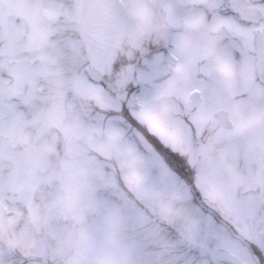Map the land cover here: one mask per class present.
<instances>
[{"label":"rangeland","instance_id":"obj_1","mask_svg":"<svg viewBox=\"0 0 264 264\" xmlns=\"http://www.w3.org/2000/svg\"><path fill=\"white\" fill-rule=\"evenodd\" d=\"M75 1H0V205H9L4 218L0 208V239L9 243L7 262L158 264L189 249L224 264H259L251 245L264 250V96L249 110L230 109V128L211 120L215 132L201 139L214 114L180 105L194 87L205 88L209 69L181 56L174 66L164 62L165 79L162 72L154 85L136 81L145 89L137 109L130 121L116 117L111 112L128 95L118 93L124 84L95 86L84 67L99 62L113 78L124 49L89 56ZM73 80L82 92H72ZM144 126L164 147L149 141ZM204 208L221 220L207 239L201 221H215Z\"/></svg>","mask_w":264,"mask_h":264},{"label":"flooded vegetation","instance_id":"obj_2","mask_svg":"<svg viewBox=\"0 0 264 264\" xmlns=\"http://www.w3.org/2000/svg\"><path fill=\"white\" fill-rule=\"evenodd\" d=\"M114 1L123 7L119 11L126 17L125 35L118 50L107 51L102 55H114L123 48L124 50L120 53L121 56L119 55L116 63V65L119 64V70H115L114 77L110 78L103 70L104 67L97 66L99 62H96V65L91 64L99 71L101 81L104 82L102 85L88 77L91 84L103 89L124 84L123 90L118 93L126 94L129 85L135 86L136 81L144 79L142 75L143 63H155L163 59L167 64L174 66L183 56L189 61L198 62L205 67L207 65L209 72H204L205 88L194 87L188 94V101L184 105H180L188 113L204 108L205 112L214 114V118L206 119L205 131L200 132L202 134L200 138L206 140H209L208 138L215 132L216 127L212 125L211 120H216V124L220 128H230V109L233 110L240 106L243 109H250L264 96V80L260 78L256 68L255 50H244L241 40L242 34L248 32L249 29H252L255 36L264 30V0ZM87 2L89 0L75 1L74 9H76L79 18L78 27L82 9ZM239 8L247 12L251 19H243V15L238 11ZM1 12L5 13L3 10ZM230 22L234 24L236 32L229 28ZM138 32L140 34H137ZM210 40L215 42L218 49L232 48H230L232 55L223 72L210 71V58L202 53L203 46ZM233 40L237 41L239 49L233 47ZM166 47L168 52H165ZM102 55L94 57L90 54L89 56L100 58ZM166 68L165 66L161 68V73L164 72V79L166 78ZM174 74L176 80L181 79L180 74ZM76 84L74 80L73 84L70 82L72 92L79 88V91L82 92L84 87ZM74 93L75 95L79 94ZM137 95L138 92H128L122 103V109L111 113L118 118L130 121L129 112L138 107ZM220 112L226 113L229 120L228 126L221 125L218 117ZM144 134L148 139L150 138L148 135H152L158 140L147 128ZM141 138L146 139L143 137V133H141ZM149 141L152 143L151 140ZM189 156H193V154ZM1 160L5 167L4 158ZM5 179L7 178L5 177ZM8 206V204L0 205L2 218L8 215ZM8 246L9 243L0 239V264L10 263Z\"/></svg>","mask_w":264,"mask_h":264},{"label":"snow or ice","instance_id":"obj_3","mask_svg":"<svg viewBox=\"0 0 264 264\" xmlns=\"http://www.w3.org/2000/svg\"><path fill=\"white\" fill-rule=\"evenodd\" d=\"M242 46L244 50H257L260 53V60L264 63V36L257 37L251 33H244L241 36ZM168 48H165V52H168ZM202 51L204 54L208 55L210 58V71L212 72H223L226 70L227 63L232 55L231 49L228 47L217 48L216 44L213 40L208 41L204 46ZM164 64V60L161 59L155 63L146 62L142 64V75L144 77L145 85H154L155 82L159 79L162 65ZM114 70H119V64L114 66ZM103 85V81L100 82ZM144 86L137 84L135 86L129 85L128 92L129 93H137L143 92ZM264 195V194H262ZM199 196V193H196V196L193 197V201L195 202L196 197ZM206 216H210L215 224L207 223L205 221H201L202 224V236L207 239V237L211 234H215L218 232L216 225L221 223L220 216L217 215L216 212L210 211L208 208L203 209ZM260 238L264 239V229L260 231ZM253 254L256 257V260L259 264H264V250L257 246V244L253 243L251 245ZM183 256H173L169 259H166L162 262H158V264H224L222 259H212L210 256H200L194 250L183 249ZM219 256V254H217ZM195 257V259H192Z\"/></svg>","mask_w":264,"mask_h":264},{"label":"water","instance_id":"obj_4","mask_svg":"<svg viewBox=\"0 0 264 264\" xmlns=\"http://www.w3.org/2000/svg\"><path fill=\"white\" fill-rule=\"evenodd\" d=\"M114 0H89L85 6L80 26L81 37L88 49L95 55H99L106 50L115 51L119 48L126 27V17L121 13L122 6ZM128 1V0H125ZM238 11L243 15V19H251L247 12ZM264 36V31L257 37ZM256 67L259 76L264 79V63L260 60V53L256 50ZM88 73L94 80L99 81V72L89 69ZM220 123L223 126L229 125V120L225 112L218 114Z\"/></svg>","mask_w":264,"mask_h":264},{"label":"trees","instance_id":"obj_5","mask_svg":"<svg viewBox=\"0 0 264 264\" xmlns=\"http://www.w3.org/2000/svg\"><path fill=\"white\" fill-rule=\"evenodd\" d=\"M151 136H152V135H148V137H151ZM150 140L152 141V144H154V145H159V146L164 147V146L162 145V143H159L158 140H156L154 137L150 138ZM160 144H161V145H160ZM167 150H169V149L167 148ZM169 152H171V151L169 150Z\"/></svg>","mask_w":264,"mask_h":264}]
</instances>
